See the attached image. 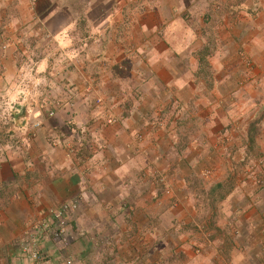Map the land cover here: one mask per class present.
<instances>
[{"label":"crops","instance_id":"crops-1","mask_svg":"<svg viewBox=\"0 0 264 264\" xmlns=\"http://www.w3.org/2000/svg\"><path fill=\"white\" fill-rule=\"evenodd\" d=\"M73 2L0 0V264H35L31 233L43 264H264V0L105 13L97 39ZM46 87L60 118L32 128Z\"/></svg>","mask_w":264,"mask_h":264},{"label":"rangeland","instance_id":"rangeland-1","mask_svg":"<svg viewBox=\"0 0 264 264\" xmlns=\"http://www.w3.org/2000/svg\"><path fill=\"white\" fill-rule=\"evenodd\" d=\"M69 1V0H68ZM81 0H74L73 2V11H80L82 10L84 13H88L90 16V27L93 29V33H91V35L93 37H95L94 39H97L98 37V29H100L101 25H102V21H98L97 17L101 15L105 14V13H110V12H116L118 10H122L123 13H126V15H131V14H144L146 11H154L155 14L157 15H162V17H168L169 16V8H171V10L175 9V14L178 15L180 13H183L184 8L188 7V5L186 3L182 4L180 6V8H178V6L176 5L174 7L172 0H103L102 3H93L94 0H91L90 2L87 3V6L85 4H81L80 3ZM85 5V6H84ZM199 6V5H198ZM189 7H191L190 9V13L194 12V5L191 4L189 5ZM189 14V12H188ZM182 23V21H180ZM94 23V24H93ZM197 23V21H196ZM100 26V27H99ZM91 29V31H92ZM188 29H190V25L188 26ZM91 36V37H92ZM92 37V38H93ZM185 39V36H183ZM188 37V34H187ZM191 37V36H190ZM175 38V37H174ZM182 38V37H181ZM191 39V38H190ZM191 41V40H190ZM181 40H179V43L181 44ZM79 52V51H77ZM222 56H219V62H221V60L225 57V53H221ZM218 60L215 59V65L218 64ZM219 68V67H218ZM39 84V82L37 84H35L34 87H37ZM240 86V85H239ZM242 86V85H241ZM44 88V87H43ZM247 88L249 89V91H255L256 89H253L251 86H247ZM31 88V92H32ZM49 88L46 87V89H42L39 90L42 92V95H44L41 99H37L36 102V110H37V114H35L34 112L31 113L30 116H28L27 119V124L29 126H32V128H35V124L39 123V125L47 122L48 118H54L57 114V110L55 112L54 109H56L58 107L59 104L55 103L56 101L53 99L52 94L50 92H48ZM20 91V92H19ZM38 91V89H37ZM245 90H241L240 92H244ZM247 91V90H246ZM14 95H16L17 97H19V94L24 93L23 91H21L20 89H17L14 91ZM54 100V102H53ZM20 99L18 100L17 98H12L11 101H6V103H3L1 101V105H5L6 107H8V111L10 119L7 117V115L2 114L0 116V124L5 125V121L6 123L9 124H13V123H17L18 122V118L17 117H13L12 113L14 111H16L17 108V103H19ZM95 104L97 105V99L95 100ZM99 105V104H98ZM52 110V111H51ZM54 110V113H53ZM113 117V116H112ZM8 118V119H6ZM58 118H60V116H56V118H54L55 120H57ZM69 118L70 116L64 118V121L66 123L69 122ZM114 118V117H113ZM45 120V121H44ZM114 123H116V119L114 118ZM105 124L106 121H105ZM113 124V123H112ZM12 137L14 138V134H12ZM62 137V136H61ZM60 135L59 137L56 135L55 138L54 136L52 137L53 142L52 144L55 145V142L57 143L56 145H59L58 143H62L63 140L61 139ZM61 145V144H60Z\"/></svg>","mask_w":264,"mask_h":264},{"label":"built area","instance_id":"built-area-1","mask_svg":"<svg viewBox=\"0 0 264 264\" xmlns=\"http://www.w3.org/2000/svg\"><path fill=\"white\" fill-rule=\"evenodd\" d=\"M101 102H102L101 99H97V103L99 105L101 104ZM105 121L107 124H112L114 123V118L112 116H108L105 118ZM37 126H39V123L35 124V128ZM156 180L158 183L163 185L166 193L169 194L171 192V186L166 182L164 177L160 175ZM76 207L77 204L73 203L72 208H76ZM64 212H65L64 210L54 211L53 216L58 219L64 215ZM49 229L50 226L47 223H42L39 226L40 232L47 231ZM64 233H65V229L63 227H56L53 231V235L55 237L63 236ZM38 237H39L38 234H33V233L29 234L30 240L23 242L20 249L24 255L30 257L33 261H35V264H43L45 263L46 259L43 253L41 252V249L39 248ZM65 264H73V260L67 259L65 260Z\"/></svg>","mask_w":264,"mask_h":264},{"label":"trees","instance_id":"trees-1","mask_svg":"<svg viewBox=\"0 0 264 264\" xmlns=\"http://www.w3.org/2000/svg\"><path fill=\"white\" fill-rule=\"evenodd\" d=\"M84 1H87V2H90L91 0H84ZM102 0H94L93 3L97 4L99 2H101ZM85 6V5H84ZM77 13H80V12H83L82 10L80 11H76ZM82 15L83 14H86V12L84 13H81ZM80 17H84V16H80L79 15V18H78V23H85V21H82V20H79ZM87 18V17H86ZM190 19H187V20H184V23L186 24L185 26H189L190 24ZM208 22V21H207ZM192 23V22H191ZM193 24V23H192ZM194 25H192L193 27ZM195 33V29H193V31H191V43L193 44L196 39H197V36L194 34ZM213 41L214 40H211V39H207L205 41V44L202 45V48L197 52V58H199V65L196 69V71L194 72L195 75L197 76H209L211 73H212V69L208 66V61H207V58L209 55H211L212 51V44H213ZM252 137V136H251Z\"/></svg>","mask_w":264,"mask_h":264}]
</instances>
